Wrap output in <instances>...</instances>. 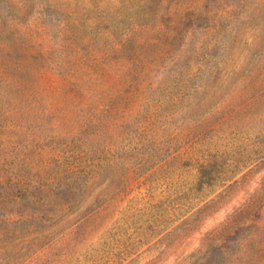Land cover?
Listing matches in <instances>:
<instances>
[{"label": "rangeland", "instance_id": "374dc122", "mask_svg": "<svg viewBox=\"0 0 264 264\" xmlns=\"http://www.w3.org/2000/svg\"><path fill=\"white\" fill-rule=\"evenodd\" d=\"M0 264H264V0H0Z\"/></svg>", "mask_w": 264, "mask_h": 264}]
</instances>
